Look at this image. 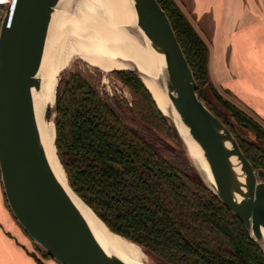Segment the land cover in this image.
I'll use <instances>...</instances> for the list:
<instances>
[{
  "label": "trees",
  "instance_id": "16d2710c",
  "mask_svg": "<svg viewBox=\"0 0 264 264\" xmlns=\"http://www.w3.org/2000/svg\"><path fill=\"white\" fill-rule=\"evenodd\" d=\"M157 2L192 70L197 95L230 130L252 166L264 170V153L239 141L223 113L209 103L206 88L256 135L259 124L218 95L207 69L208 46L176 1ZM110 74L128 86L131 103L100 89L102 74L96 67L76 66L59 75L54 144L71 189L109 230L139 245L158 264H264V254L240 220L186 155L166 143V137L180 140L141 79L129 70Z\"/></svg>",
  "mask_w": 264,
  "mask_h": 264
},
{
  "label": "water",
  "instance_id": "95a60500",
  "mask_svg": "<svg viewBox=\"0 0 264 264\" xmlns=\"http://www.w3.org/2000/svg\"><path fill=\"white\" fill-rule=\"evenodd\" d=\"M59 2L13 0L0 25L4 31L0 38L3 193L22 230L58 264H129L95 239L54 176L41 140L33 91L40 89L38 72ZM131 2L137 28L163 61L160 91L169 100L208 172L190 156L174 121L159 110L172 122L202 181L240 220L264 254V170L252 166L230 130L197 95L192 70L157 0Z\"/></svg>",
  "mask_w": 264,
  "mask_h": 264
},
{
  "label": "bare ground",
  "instance_id": "6f19581e",
  "mask_svg": "<svg viewBox=\"0 0 264 264\" xmlns=\"http://www.w3.org/2000/svg\"><path fill=\"white\" fill-rule=\"evenodd\" d=\"M79 55L92 57L98 64L111 61L119 65L103 69L131 70L152 93L158 108L178 127L190 156L208 169L198 150L188 140L167 97L160 91L163 61L152 50L136 26L131 0H60L52 22L39 68L41 84L33 91L36 120L54 176L62 185L98 243L129 264H148L141 247L112 232L93 210L69 188L55 148V94L58 78L68 63ZM83 58V57H82Z\"/></svg>",
  "mask_w": 264,
  "mask_h": 264
},
{
  "label": "crops",
  "instance_id": "0c3cea01",
  "mask_svg": "<svg viewBox=\"0 0 264 264\" xmlns=\"http://www.w3.org/2000/svg\"><path fill=\"white\" fill-rule=\"evenodd\" d=\"M175 1L179 5L180 0ZM181 1L188 3L192 18L186 17L192 25L211 28L212 34L224 32L226 38L219 46L224 84L264 118V86L255 69L264 72V0ZM32 248L7 206L0 179V264H38L30 255ZM51 260L45 259L46 264L56 263Z\"/></svg>",
  "mask_w": 264,
  "mask_h": 264
},
{
  "label": "rangeland",
  "instance_id": "374dc122",
  "mask_svg": "<svg viewBox=\"0 0 264 264\" xmlns=\"http://www.w3.org/2000/svg\"><path fill=\"white\" fill-rule=\"evenodd\" d=\"M178 1V0H177ZM180 5V6H179ZM179 8L180 10L188 17L192 16L190 15V11L188 9V3H183V1H179ZM190 15V16H189ZM190 19V18H189ZM196 24V22L194 23ZM193 24V25H194ZM194 28L197 30L199 35L204 39L205 43L208 46V62H207V69L209 73V77L211 80V83L215 90L217 91L218 95L222 98L223 101H226L229 105L234 107L240 114L243 116H249L256 122V124H259V131L260 134L256 135L249 127L248 124H240L237 121H235L230 115V113L221 105V103L211 94L210 90L206 88V95L209 103L211 106L216 108L217 110L221 111L223 113V116L226 122L231 126V129L233 130V133L235 136L238 137L239 141H241L246 148H253L255 150H260L264 153V118L260 116V114L256 113L251 105L243 101L239 95L231 89H228L226 85L224 84L225 79V73L226 71L222 65H223V57L221 56V51L219 50L220 44H223V39L226 38V35L222 30L217 31V33L212 34L210 32L211 28H204L200 27L199 25H194ZM216 35V36H215ZM215 39V40H214ZM218 51V52H217ZM226 52V50H225ZM225 55V54H224ZM83 57V58H82ZM86 65L91 66V67H99L103 69H107L103 63V61L98 64L96 59L92 57H86L83 55H79L78 57H74L68 65L62 70L64 71L65 69H70V68H76V66L83 68ZM98 68V69H99ZM223 68V69H222ZM257 70L258 78L260 79V83L264 86V72H259L258 68L255 67ZM101 71V87L100 89H105L109 95H112L115 93L117 96H119L121 99L126 100L128 103H131L132 96L130 93V89L128 86L124 85L121 83L117 78H115L113 75L110 74V71ZM249 70H254V67L252 65H249ZM103 86V87H102ZM247 122V121H246ZM166 143L173 148L174 150L179 151L180 153L186 155L188 158L190 164L191 160L189 159L186 149L183 146L181 142L176 141V139H171L169 137H166L165 139ZM193 166V165H192ZM26 234V233H25ZM32 250H34L32 253L37 256L40 260H44V264H46L45 259H52V258H45V251L40 249L37 244H35L34 241H32ZM145 253V252H144ZM146 254V253H145ZM146 257L148 259V264H158L156 261H154L151 256L146 254ZM53 260V261H52ZM52 262H56L54 259H52ZM57 263V262H56ZM55 263V264H56Z\"/></svg>",
  "mask_w": 264,
  "mask_h": 264
},
{
  "label": "built area",
  "instance_id": "2783aa9c",
  "mask_svg": "<svg viewBox=\"0 0 264 264\" xmlns=\"http://www.w3.org/2000/svg\"><path fill=\"white\" fill-rule=\"evenodd\" d=\"M12 2L13 0H0V25H1L3 18L9 11ZM3 33L4 31L0 27V38L3 36Z\"/></svg>",
  "mask_w": 264,
  "mask_h": 264
}]
</instances>
